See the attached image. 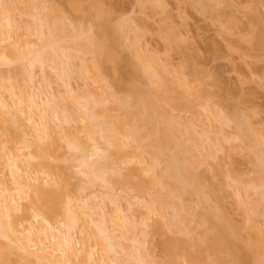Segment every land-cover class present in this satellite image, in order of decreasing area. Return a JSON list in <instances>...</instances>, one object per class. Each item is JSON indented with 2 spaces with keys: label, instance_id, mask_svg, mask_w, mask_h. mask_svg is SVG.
<instances>
[{
  "label": "bare ground",
  "instance_id": "1",
  "mask_svg": "<svg viewBox=\"0 0 264 264\" xmlns=\"http://www.w3.org/2000/svg\"><path fill=\"white\" fill-rule=\"evenodd\" d=\"M48 1L0 0V264H264L257 133L235 116L221 123L201 102L202 124L216 131H199L191 101L202 91L170 68L169 55L164 62L143 46L144 32L107 1ZM207 2L198 4L204 13L215 7ZM64 5L89 15V27L80 15L65 16ZM169 34L168 52L179 40ZM168 105L198 118L184 122ZM223 118L237 123L253 166L254 177L234 195L241 224L199 173L231 147L233 138L219 137ZM155 236L163 259L150 245Z\"/></svg>",
  "mask_w": 264,
  "mask_h": 264
},
{
  "label": "rangeland",
  "instance_id": "2",
  "mask_svg": "<svg viewBox=\"0 0 264 264\" xmlns=\"http://www.w3.org/2000/svg\"><path fill=\"white\" fill-rule=\"evenodd\" d=\"M105 1L108 2V8L117 12V16L124 20L134 21L133 26L136 25L135 27L138 28V31L144 32L146 37L142 41L145 44H142L143 46H146L147 49L149 48L153 54L155 53L154 56L162 57L164 62L166 60L165 56L169 55L167 58L171 61H166L172 63L170 68L173 66L171 69H176L177 73H179L178 75H182L191 86L202 91V99L198 101L192 99L191 101V98L184 96L182 90H177L181 98H186L193 104L196 103L195 108L198 116L201 117V123L200 120L197 122L196 119L198 117H196L197 115L195 116V113L180 111V109L174 111L171 108L172 104L167 106V109L171 108L168 109L169 111H173L175 116H180L184 122L196 120L195 123L198 124L197 127L199 126L198 130L202 131L203 129L206 130L207 126L202 124L204 116L202 117L199 114L205 115L207 111L204 112L205 110L202 109L203 106L200 105V102L205 105L209 104L218 113H215L217 119L218 117L220 119L222 115H226L225 117L235 116L238 118V122L241 121L244 124L247 122L251 130L257 133L260 141L264 142V47L258 45V39L261 41L264 36V0H224L222 1L223 3L221 0H205L206 2L208 1L207 4L209 3V6L210 4L215 6H211V8L214 7L212 11H206V13L202 11L204 10L203 6L199 5L201 9L198 8L200 0L198 3L196 0H158V2L156 0ZM48 2L59 4L56 0ZM160 2L163 3L162 6L160 4L161 8L166 7V10L155 9L158 5L157 3ZM77 4L79 6H87L88 3L86 0H77ZM160 6L158 5L157 8ZM63 10L65 16L69 18L76 19L79 18V15L82 16L84 26L89 27L91 21L89 15H74L65 5ZM257 17L260 20L258 22H261V24L257 22ZM23 21H21L22 24H24ZM251 21H254V23ZM172 32H176L179 35V40L175 41L176 44H173L175 47L168 52L169 40L165 36H172L173 34H169ZM132 33L131 37L135 36V33ZM260 35H262L261 38ZM125 49L127 51H125L124 55L132 57L131 52L129 53L130 49L127 47ZM79 62L77 59V63ZM54 73L56 74V72ZM55 74H53L54 79ZM76 79H73L74 81L72 82L75 87H79V90L82 91L84 89L82 87L84 83L82 82L84 81L80 80V78ZM53 82L56 83L55 81ZM58 85L59 83L52 84L54 92L58 91L60 87ZM193 117L196 119H193ZM224 118V126L221 130L223 133L219 137L221 136L225 139L233 138L231 147L224 149L219 154V157L222 160L224 159L223 162H221V159L216 160V162H219H217L219 167L218 165L216 166V163L214 165L215 161L211 160L209 165H204L199 170V173L204 178L205 185H208L207 188L209 190L210 188L213 189L214 195L223 201L221 202L223 203L222 207L226 209L234 223L241 224L243 215L235 208L234 195L238 188L244 187L243 185L254 177V173H252L253 166L250 163L248 151L245 150L247 148H242L241 142L236 139L237 123L232 122L229 125L228 120L225 122ZM221 120L222 118L219 121L221 122ZM209 121L205 120V124L211 126L212 122L210 124ZM73 128L75 129L76 127ZM207 128L209 129V127ZM209 130L212 134L216 131L212 127ZM190 148L195 149L192 145ZM263 149H261L263 153L258 150L262 155L264 154ZM82 177V175H78L77 179L73 180L72 185L75 187L73 189L77 188ZM157 190L159 188H155V191ZM165 191L160 192L161 196L166 194ZM241 191L243 192L242 188ZM156 193H158L156 196L160 195L159 191ZM249 193L248 198L251 201L256 200L255 192L251 191ZM191 200L194 201L195 199ZM191 200L189 202L191 203L190 208H194L193 206L196 205L194 202L196 201L193 202L192 206ZM107 204V209H111V204L109 202ZM123 204L125 205V203ZM185 206L187 208V204ZM169 208H164L165 210L168 209L166 211L167 215L173 212L171 211L173 208L171 210ZM187 212L189 213V208ZM187 212L185 211L183 214H187ZM154 220L156 219L154 218ZM153 238H149L150 245L153 246L156 255L161 259L164 257L161 248L162 238L158 236Z\"/></svg>",
  "mask_w": 264,
  "mask_h": 264
}]
</instances>
